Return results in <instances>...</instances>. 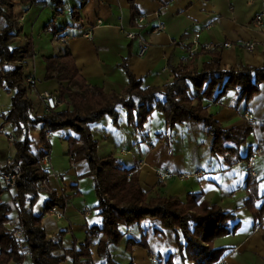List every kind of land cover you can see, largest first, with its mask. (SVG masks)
<instances>
[{
    "label": "crops",
    "instance_id": "1",
    "mask_svg": "<svg viewBox=\"0 0 264 264\" xmlns=\"http://www.w3.org/2000/svg\"><path fill=\"white\" fill-rule=\"evenodd\" d=\"M11 2L17 25L9 47H26L30 50V57L24 60L22 71L24 77L34 76L33 86L27 89V96L34 106L33 114L41 112L35 93L43 90L56 93L58 89L56 79H45L44 58L61 55L65 45L85 82L105 92L121 91L127 83L125 68L140 80L142 87L162 90L172 80L170 66L188 63L196 54L194 65L199 70L201 64L210 57L203 50L214 47L220 49L222 66L235 67L241 63L250 67H264L261 49L264 41V0H61L59 5L49 0ZM23 5H28L29 10L20 21L18 16ZM73 9L78 11L77 20H74ZM258 13H263L260 29L252 23ZM42 15L44 17L40 20ZM139 15L146 16L141 26L136 23ZM57 18L65 22L58 29L65 30L64 35L57 37L60 47L50 49L40 39L34 40V35L39 36L40 32H52L55 28L51 26ZM98 20L101 23L97 24ZM41 21L35 32L36 24ZM158 22L164 24V31L151 34L149 30ZM4 24V19L0 18V28ZM88 27H91V33L86 37L83 34ZM138 27L149 41L147 51L141 56L138 55L136 42L124 35V31L136 30ZM55 37L51 36V40L55 41ZM246 41L255 42V48L246 50L242 45ZM224 42L232 46H217ZM205 45L211 47L205 48ZM48 49L53 50L54 54H45ZM36 52L40 54V72L35 68ZM2 68L0 64V71ZM37 77L42 80L39 82ZM2 90H6L11 98L13 90L1 87ZM191 91L198 92L195 89ZM201 100L222 129L243 133L237 135L240 144L226 143L233 150L227 155L229 161L226 156L211 151L213 137L204 123L187 120L169 128L163 113L153 110L142 128L136 129L134 123L127 121L126 109L123 107L117 108L115 123L109 115L92 123L90 128L97 142V153L101 158L114 157L121 168L135 170L144 192L177 197L182 201L190 193H200L201 199L231 212L234 221L239 222L237 229L213 241L215 247L224 248V264H264V226L258 227L260 221L254 218L245 204L251 196L255 209L264 208V82L259 84L258 92L248 101L237 102L234 90L227 91L219 101L202 97ZM63 104L58 107L59 110ZM5 113H0V128L3 131L8 125L3 123L2 115ZM248 113L254 116L252 123L245 119ZM28 137L30 152L34 155L39 150L40 137L33 130L29 131ZM257 147L261 148L262 153L256 156L254 162L258 176L252 178L244 162L245 157ZM68 157L70 163L65 171L57 172L51 167L56 176L49 177L41 185L45 197L37 199L32 211L35 215H41V226L46 237L59 238L66 250H77L85 240L89 227L100 223V216L95 206L92 209L82 206V176L88 175V162L85 159L72 161ZM3 160L0 159V165ZM157 171L173 176L158 180ZM92 188L94 191L93 180ZM50 193L63 201L62 206L55 205L62 211V218H56L48 210L44 211V203ZM13 195L14 190H10L4 192L1 198L10 202ZM84 208L89 209L88 214H83ZM9 217L15 220L16 214L10 212ZM120 230L123 238L111 248L114 262L184 264L175 232L164 228L159 218L145 217L129 226L120 225ZM97 240L98 237L91 240L89 251L93 263L101 264L103 259L96 254ZM130 240L139 243L126 249ZM150 257L156 261H150ZM22 264L32 262L25 259ZM60 264L75 262L72 255L68 254Z\"/></svg>",
    "mask_w": 264,
    "mask_h": 264
},
{
    "label": "trees",
    "instance_id": "2",
    "mask_svg": "<svg viewBox=\"0 0 264 264\" xmlns=\"http://www.w3.org/2000/svg\"><path fill=\"white\" fill-rule=\"evenodd\" d=\"M49 1L57 5L61 3V0ZM12 7L11 0H0V18L5 22L0 28V64L3 66L4 62L8 63L0 71V88L13 90L10 107L2 118L3 123L12 128L15 149L13 160L20 168L14 200L17 204L16 220L22 226L23 237L22 241L15 240L6 226L8 214L15 208L10 202L2 200L1 195L7 191L0 181V264H22L25 259H29L32 264H60L68 254L72 255L75 264H94L89 251L94 237H98L96 254L103 259L101 264H118L112 259L111 248L123 238L120 225L129 226L145 217H157L164 228L175 232L184 264H212L224 252V248L213 245L214 239L233 233L238 227L239 222L234 221V215L217 204L201 199L200 193H190L182 201L177 197L144 192L135 170L121 168L114 157H99L97 142L90 127L104 115H109L115 123L117 108L123 107L126 109L127 121L134 123L136 129H141L150 113L159 110L169 128L187 120L204 123L213 137L211 151L226 156L229 161L227 155L233 150L226 143L240 144L237 135L243 133L222 129L208 112L207 106L202 104L201 97L219 101L227 91L234 90L237 102L248 101L258 92L259 84L264 82V67H250L241 63L235 67L222 66L220 49L214 47L203 50L210 57L201 64L199 70L194 65L196 54L188 63L170 66L173 77L162 90L142 87L140 80L125 68L126 85L120 92H105L85 82L65 45L61 55L47 56L44 62L45 79L58 81L57 92L61 103L66 106L38 116L33 114L34 106L27 96L23 71L16 66L18 61L30 57V50L26 47H9L17 25ZM72 14L77 20L78 11L73 9ZM37 126L43 142L45 131L70 128L74 132L68 139L70 159H85L88 162V175L93 180L97 199L95 209L100 216V223L89 227L85 240L77 250H66L59 238L46 237L41 226V215H35L32 211L42 190L39 183L46 177L30 152L28 133ZM45 144L49 147L48 142ZM62 202L54 193H50L44 203V211L54 205L62 206ZM252 203L253 198L250 196L246 199V207L257 221H261L264 208L255 209ZM136 243L139 242L128 241L126 249ZM22 246L28 248V257L21 253Z\"/></svg>",
    "mask_w": 264,
    "mask_h": 264
},
{
    "label": "built area",
    "instance_id": "3",
    "mask_svg": "<svg viewBox=\"0 0 264 264\" xmlns=\"http://www.w3.org/2000/svg\"><path fill=\"white\" fill-rule=\"evenodd\" d=\"M27 1L29 3H34V0H27ZM27 6L28 5H25V6L23 5L20 7V16H18V20L21 21L23 17L25 16L26 12L29 10V6L28 7ZM262 18H263V13H258L252 19V23L257 29L261 28ZM145 20H146L145 15H139L136 18V23L139 26H141V24H143ZM96 23L97 24L101 23V21L98 20ZM164 29H165L164 24L161 22H158L155 26H153L149 30V32L151 34H155V33L164 31ZM90 33H91V27H88L87 29H85V32L83 35L88 37ZM124 35L129 40H133L136 42L139 56L143 55L147 51L149 47V41L147 40L146 36L142 33V31L139 29V27L136 30L124 31ZM242 45L246 50L251 51L255 48L256 44L255 42H252V41H246V42H242ZM25 46H27V44H25ZM217 46H222V47L227 48V47H231L232 44L229 42H224L222 45L217 44ZM210 47H211L210 45H205V48H210ZM261 49H262V52L264 53V41L261 44ZM192 52L193 50L190 51V53ZM3 66L5 67L8 66V63L4 62ZM16 66L23 69L25 66L24 60L18 61L16 63ZM24 82L27 86V89L30 90L34 84V76L28 75L24 77ZM35 97L43 113H50L52 111H56L58 110V107L61 105V100H60L58 93L50 92L48 90H43V91L35 93ZM245 119L248 123H252L254 121V116L253 114L248 113L245 115ZM0 134L6 135V139L8 142L14 141V136L10 133H5L2 128H0ZM49 134H50V131H45L44 142L40 140L41 143L39 144V150L34 154L37 160L38 166L40 167L41 170H43L46 173V177L39 183L40 186L45 184L46 180L49 177L56 176V173L51 168L52 166H51V161H50L49 147H47L45 144V142H48ZM261 153H262L261 148L259 147L255 148L248 155L246 161L244 162V167L246 168L248 175L252 178H256L258 176V172L254 168V162H255L256 156L260 155ZM19 170H20L19 164L14 163L13 156H8L4 160L3 164L0 165V181L3 183L4 189L6 191L15 190L16 181L19 177ZM156 173H157L158 180H164L166 177L173 176V174L171 173H166V172H161V171H157ZM180 177H185V176L180 175ZM13 204L17 208V204L15 200H13ZM48 211L52 213L56 218L63 217L62 211L59 208H57L55 205L49 207ZM88 213H89V209L84 208L83 214H88ZM259 226H264V209H263L262 220L258 224V227ZM11 235L15 240L22 241V237H23L22 226L20 224H17V226L12 229ZM21 253L23 254L24 257H28L29 256L28 248L26 246H22ZM150 261L155 262L156 259L154 257H150ZM212 264H224V256L221 255Z\"/></svg>",
    "mask_w": 264,
    "mask_h": 264
},
{
    "label": "rangeland",
    "instance_id": "4",
    "mask_svg": "<svg viewBox=\"0 0 264 264\" xmlns=\"http://www.w3.org/2000/svg\"><path fill=\"white\" fill-rule=\"evenodd\" d=\"M43 17L44 16L42 15L40 20H42ZM41 23L42 21L36 24V27H35L36 29L34 30L35 32H37L38 26H40ZM64 23L65 22L63 21V19L57 18L54 25L51 26V28L53 27L55 28L52 32L50 33L40 32L39 36L34 35V40L40 39L42 43H44V45H48L47 47H49L50 49L51 48L57 49L58 47H60V43L58 42L57 37L64 35V31H65V30L58 31V29L61 25H64ZM54 35H56L55 41L54 40L52 41L51 36H54ZM50 49H48L47 52H45V54L52 53L53 50H50ZM52 54H54V52ZM35 68L37 71L40 72V54L37 52H36ZM40 78L37 77L39 82L42 80ZM55 92L58 93L57 91ZM9 105H10V94L6 90L0 91V113L1 112L5 113L8 110ZM64 107L65 105L63 104L61 108H64ZM35 114L38 116H41L45 113L41 111L40 113H35ZM4 131L5 133H10L13 135L12 128L9 124L5 126ZM33 131L38 132L39 134V126L33 129ZM73 135H74V132L70 128H67V127H61V128L50 131L49 138H48V142L50 145V161H51L53 169L57 172L65 171L69 167L70 162H69V157L67 155L68 139L69 137H72ZM14 152H15V149H14L13 142H8L6 139V135L0 134V159H6L8 156H13ZM82 179H83L82 185H84V191H83L84 199H82L83 201L82 206L84 205L90 206V208L92 209V206H95L97 202L95 192L93 191V188H92V178L90 175H84L82 176ZM15 194H16V190H14V195L10 200V204H13ZM4 195L8 196L7 193H5ZM44 197H45V194L43 192H39L37 199L41 200ZM14 208L15 209L12 208V210L10 211L11 213H16L15 210L17 211V208L15 206ZM9 215L10 213L8 214V216ZM15 220L13 219L11 220V218L9 217V221L6 223V226L11 231L19 223L17 222V220L16 221Z\"/></svg>",
    "mask_w": 264,
    "mask_h": 264
}]
</instances>
